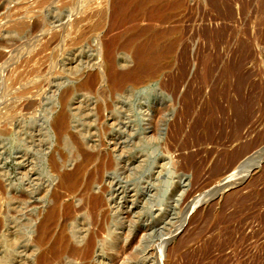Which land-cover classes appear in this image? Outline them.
<instances>
[{"label":"rangeland","instance_id":"obj_1","mask_svg":"<svg viewBox=\"0 0 264 264\" xmlns=\"http://www.w3.org/2000/svg\"><path fill=\"white\" fill-rule=\"evenodd\" d=\"M67 1L0 0L1 112L7 102L10 72L14 75L20 62L56 35L45 53L26 61L29 98L17 101L22 115L17 111L8 133L0 132V210H4L0 236L7 230V224L4 228L2 223L8 208L19 210L10 211L12 222L17 219L27 224L31 215L37 224L48 208L56 205L60 212L69 210L70 217L60 216L48 241L60 237L64 227L61 237L72 243L70 232H83L87 226L86 237L95 233L98 239H105L111 232L124 241L117 252H105L101 261L95 254L87 264H264V158L258 163L255 159L264 149V135L259 139L264 134V0H148L139 19L123 25L118 24L119 0H90L93 7L87 20L83 8L89 0H81L85 5L80 0ZM170 3L175 4L170 7ZM166 4L170 8H164ZM75 6L81 8L78 13ZM69 20L80 25L73 29ZM21 23L25 25L18 27ZM155 34L162 39L154 44L157 56L153 54L148 64L154 76L137 84L136 72L128 71L137 68L133 59L127 68L114 69L119 74L118 91L112 92L114 84L106 79L114 71L104 56L107 42L119 37L115 57L130 60ZM21 50L20 58L14 57L15 51ZM92 79H98L97 84L91 91L85 90L84 84ZM20 85L14 88L18 90ZM68 92L69 99L62 105L61 98ZM102 99L109 108L101 117L96 108ZM27 102L30 110L23 108ZM146 110L151 114L150 134H163L164 139L159 143L152 140L136 150V156L130 155L122 144L127 136L125 119L135 117L141 133L148 120L138 113ZM61 115L67 118L65 141L56 140L53 134ZM78 129L87 132L85 137L96 145L94 153L99 152L100 159L93 158L71 189L60 188L61 176L84 160L83 155H77L82 138L71 136ZM46 131L50 137L45 158L53 154L63 164L76 160L56 172L45 162L41 170L35 168L23 178L20 166L13 161L25 145L47 147ZM35 133L38 136L33 139ZM245 145L249 148L237 159ZM138 157L145 160L144 167L132 170L129 165ZM116 158L122 164L98 178L95 168L100 160H110L115 166ZM156 160L166 164L160 175L158 168L151 169ZM174 162L184 169L176 171ZM90 173H96L95 184L86 191L84 183ZM180 184L183 194L175 191ZM26 188L31 193L23 196ZM149 188L150 196L144 198ZM103 190L101 208L107 215L95 223L93 216L90 219L91 198ZM160 206L165 207L162 212ZM173 233L175 237L171 236L161 258L158 246ZM36 235L35 230L33 237ZM0 240V254L15 253V248L4 244L5 238Z\"/></svg>","mask_w":264,"mask_h":264},{"label":"bare ground","instance_id":"obj_2","mask_svg":"<svg viewBox=\"0 0 264 264\" xmlns=\"http://www.w3.org/2000/svg\"><path fill=\"white\" fill-rule=\"evenodd\" d=\"M80 1H77V2H80ZM108 1H106V2H108ZM119 1H120V14L121 15L119 17L120 23H118V22L117 23L123 25L124 23H128V22H131V21L139 19L138 18V15H139L138 13H140L142 11V9L145 7V2L148 1V0H125V1L124 0H119ZM181 1L182 0H178L177 3H180ZM66 2H68V1L66 0ZM75 2L76 1L74 0L73 3H75ZM82 2L83 1H81V4H82ZM63 4H64V2H63ZM174 4L175 3H173V4L170 3L169 6L172 7ZM69 5H71V4H69ZM79 6L80 5H78L77 7H79ZM169 6H168V4H166V5H164V8H168ZM92 7H93L92 1H90V0L87 1L86 5H85V8H83V9H85L84 10V13H85L84 17L82 15H80V16L78 15V16L79 17L82 16L85 19V17H87L89 15V13L91 12ZM155 7L156 6H154V9H155ZM73 9H74V7H73ZM78 9L79 8L76 9L77 13H78ZM148 9H149V7H148ZM71 10L72 9L70 8V11ZM79 10H81V8ZM160 10H162V9L160 8ZM164 10H166V9H164ZM154 12L155 11H153V13ZM71 13H72V11H71ZM149 13H147V14H149ZM145 14H146V11H145ZM149 15H151V14H149ZM69 16L71 17V15H69ZM72 16L74 17V15H72ZM145 16H147V15H145ZM163 16L164 15H162L161 17L163 18ZM83 18H81V19L79 18L80 21ZM150 18L151 19H156L155 16H152ZM76 19H78V18H76ZM87 19L88 18H86L85 20H87ZM108 20H109V18H108ZM162 20H164V18ZM69 21H67V22H69ZM72 21H74V20H71L70 21L71 23L70 24L67 23V24L70 25L71 27L73 25V29H74L75 27H77L78 24L75 21L74 22H72ZM24 25H25V23L17 24L18 27H22ZM78 29L80 30V28H78ZM63 30L65 31V33H67V29L66 28H63ZM55 36H56L55 34H52V36L49 37L50 39L44 41L41 44V46H39L40 48L38 47L39 49H37L36 51H34V53L31 54V57L29 59L23 60L22 63L20 62L19 65L17 66V68L14 71V75H11V72H10L9 85L7 86V100H6L7 104L5 103V105H3V106H5L4 107V112L3 111L1 112V110H0V132L1 133L5 132V130H7L6 132L8 133V131H9L8 127H10V125L13 124V122L16 119V114H18L19 110L22 109L21 108V109L18 110L20 105L17 104V101L18 100L20 101L21 99H25V96L29 93V85H28V81H27L28 80V78H27L28 75L26 74L27 72H25V70H24V65L26 64V61L34 59L33 57L35 55H38V54H41V53H45V51L47 49H49L50 42L55 38ZM150 39L152 40V42L150 41V43H149ZM150 39H148L146 41L145 45H141V46H143V47H141L142 50L137 52V54L133 55L132 56L133 58L130 59V60L126 59V58L119 59V58L115 57V55L117 53V50H118L117 47H118L119 37H115V38L111 39L110 41H108L107 42L108 43L107 47H105V50H104V56H106L107 61L110 63L111 70L113 71L117 67H119L121 69H125V68H127L130 65V63L133 62V59H135V61L137 63V68L135 67V68H132L131 70L130 69L128 70L130 72H134V71L136 72L135 73L136 76L134 77L135 82L137 84H144L146 80H148L151 77H153L154 73L151 72L150 70H148V68H149L148 64L151 63L153 54L155 56H157V53H153V52H155L154 49H155V47H157L155 45H158V44H156V42L160 43L162 38L155 34ZM22 52H23L22 50L17 52V53L15 51V55L14 54L13 55H14V57L17 55L20 58V55L22 54ZM165 55H166V53L162 54L161 55L162 58L165 57ZM44 56H45V54H44ZM50 57H51V59L52 58L55 59L54 56H50ZM50 57H49V59H50ZM35 60L37 61V59H35ZM54 63L55 62H53V66L55 67L56 65ZM20 69L22 70V72H20L21 71ZM105 76H106V74H105ZM117 76H119V74L117 72H115V70H114L112 75L110 77L108 76L106 78L107 81H110L112 84H114V87L112 88V92H114V93H116L118 91V83L116 82ZM32 77H30L31 78L30 81H32V79H33ZM7 80H8V78H7ZM40 80H43V79H40ZM97 80L98 79L89 80L88 82H86L84 84L83 87H86L85 90L91 91L93 89V87L97 84V82H98ZM40 83H41V81H40ZM16 84L17 85L21 84L20 87L18 88V90H16L17 88L16 89L14 88V87L17 86ZM34 84L36 85V81H35ZM34 84L32 83L31 85H34ZM39 85L41 86V84H37L38 87H40ZM121 85H120V87H121ZM31 87H33V86H31ZM38 87H37V90L39 89ZM42 87H43V85H42ZM14 89H15V91H13ZM33 89L35 90L36 88H33ZM53 93H55V91ZM56 93H57V91H56ZM4 95H5V93H4ZM28 96H29V94H28ZM28 96H26V97H28ZM33 96H35V95H33ZM69 96H70V92H68V93L64 94V96H62V98H61V104L62 105H65L67 103V101L69 99ZM103 96H104V94H102V98H103ZM28 98H27V100H28ZM31 101L33 102L32 99H31ZM34 103H35V101L33 102V104ZM23 106H24L23 108L29 109V103L27 105L23 104ZM108 108H109L108 105L105 104V99H102V103L97 106L96 111H97L98 115H100L102 117L108 111ZM32 109H33V107H32ZM29 110H26V111H29ZM17 111H18V113H17ZM20 115H22V113ZM26 115H28V114H26ZM138 115L141 116L142 118H145V121L148 120L147 128L143 129V131L141 133H139L140 130L135 125L136 124L135 117L134 118L133 117L132 118L131 117H127L125 119V123L128 126H126V125L124 126V133H127V136H126V138H124V140H123L124 142L122 143L123 144V149L127 148L128 149L127 150L128 154L130 153V155H132L134 153V156H136V150L140 149V147H142V146L148 145L152 140H154L157 143H159L161 140L164 139L163 134H160L158 136H152L150 134V130L149 129H150L151 123H149L150 122L149 120L151 118V114H150L149 110H146L145 112H140V113H138ZM255 124L256 123H253V125H255ZM6 125H7V129H6ZM53 129H54L53 130V134H54V137L56 138V140L63 139L62 141H65L66 138H67V131H68L67 130V118H66V116L61 115L59 120L55 123V126H54ZM18 130H19V128H18ZM86 133H84V131L78 129L75 134L71 135L72 138H76V137H81L82 138V144L80 145V149L78 150L77 155H83L84 156V160L82 161L81 164L79 163L78 165H76L75 168L71 172L65 173V174H63L61 176V180H60V184H59L60 188H64L65 189L68 186V189H71L73 187V182L76 181L78 176L83 174V171L93 163V158H95V157L99 158V152L94 153V150L97 148L96 145H93V143H89L88 142V140L85 137ZM16 134H17V132H16ZM46 134H47L46 137H47V140H48V143H47L48 146L47 147H45V148L41 147V149H40L39 147L35 148V145H32V146L25 145V149L23 150V152H19L18 153V157H15L13 162L20 166L19 167V171H20L21 176L23 178L29 177L30 172L34 171L35 168H38V169L41 170V168H43V165H44L45 162H46L47 166H49L54 172H56L59 167L61 168L64 165H66L68 167H71V165H73L74 161L76 160V159H70V160L67 161V163L69 162L68 164H63L64 162H62V161H61V163H58L57 159H55V156H53V154H50L48 158H45V155L48 152V148H49V137H50L48 132ZM135 134H137V136H135ZM262 135H264V134L259 135L260 136L259 139H261ZM37 136H38L37 133H35L33 135V139H35V137H37ZM31 138H32V136H31ZM263 139H264V137H263ZM41 140H42V137H41ZM233 141H236V139H234ZM248 148L249 147L247 145L243 146L241 148V150L237 153V156H236L237 159L241 158L242 156H244ZM21 150H22V148H21ZM29 150H31V152H30L31 154L28 152ZM262 150L263 151L261 153H258L255 156V159L257 160L256 163H258L259 161H261L264 158V149H262ZM103 160H100V162L101 161L102 162L99 163L98 166H96V168H95V171L98 174V178L99 177L101 178L102 174L106 173L111 168H113V167L116 168L117 166L122 164V161L120 160V158H116L117 164L115 166H114V163H112L110 160H107V161H103ZM185 163H187V162L185 161ZM144 164H145V160L144 161H142V160L139 161V157H138L137 159H135L134 162L130 163L129 168L132 167V170H137L138 171V170H140V169H142L144 167ZM165 165L166 164L163 162V160L162 161L161 160H159V161L156 160V161L153 162V166L151 167V169L155 170V169L158 168V174L160 175L163 172V169H164ZM125 167H126V165H125ZM174 167H176V171H178V170L182 171L181 168L183 167V169H184L185 166H182L179 169L177 162H174ZM96 173H94V174H96ZM94 174L90 173L89 176L86 178V181L84 183V188H85L86 191L89 190L90 188H92L91 186L95 184L94 177H93ZM179 176L181 177V174H179ZM0 177H1V171H0ZM96 181H98V180H96ZM226 182L228 183L229 181H226ZM230 182H231V180H230ZM232 182H233V180H232ZM234 182L236 184V181H234ZM238 182L239 181L237 180V183ZM223 184H225V183H223ZM229 184H226V185H229ZM235 184H233V185H235ZM220 186H223V185H220ZM8 187L9 186H7V189H9ZM69 187H71V188H69ZM226 188H228V186ZM219 189H220V187H219ZM224 189L225 188L223 187L220 190L223 191ZM180 190H182L181 194H183L185 192L184 186H182L181 184L177 185V187L175 188L176 192H180ZM24 191H25V194L23 196L28 195V194L31 193V189H29V188H26V190L24 189ZM1 192L2 191L0 190V193ZM101 192L103 194L99 193L97 196H93L91 198V206L93 208L91 207V211L89 210V212H92V213H90L91 214V218H90V216H89V218L92 219V216H93L95 223H97L98 219L103 218L105 216L106 212H107V211H105V208H101L102 204L104 203V196H103L104 195V190L101 191ZM150 193H151V190L149 188V190H147L145 192L144 198L145 197L146 198L149 197ZM1 195H3V193ZM105 196H106V194H105ZM198 203H199V200L196 201L192 205V208H194ZM160 208H161L160 212H162L164 210L162 208H165V207L164 206H160ZM17 209L18 208H8V210H7V219H6L5 216H3L5 218H4V223H2V224L4 225L3 226L4 228H6L5 226L7 224V230H5L3 233H1L0 237H1V239L5 238V240H3V242H4V244L7 245V248H15L16 250H15L14 254H10V253H6L7 255L6 254L5 255L0 254V264H53L54 262H61L63 264H76L77 261H81L84 264H87L89 262V260L94 258L95 254L98 255L97 257H100L99 260L101 261V257L106 256V255H104L105 252H109V253L117 252V247L119 246V244H121L120 243L121 240H122L121 237H119L118 235L113 237L111 232H110L111 235L108 234V236H107V237L110 238V240L106 239L107 237L105 239H98L97 235H95V233L94 234L92 233L91 235H87V237H86V234L89 231L88 230L89 229L88 226L84 229L83 232L82 231H80V232L71 231L70 232V236H71L70 238L73 240L72 243L69 242V238L68 237H65V236L61 237V236H63L61 234H64V232L66 231L64 227H63V230H62V232L60 234V237L56 238L52 242L48 241L49 240V236H50V234L52 232V229L54 228V226L56 227L57 220L59 218L63 217V216H65V218H69L70 217L69 210H68V212L67 211L60 212L59 208H57L56 205H55V206H53V208H48V210H47V212L45 214H44L43 210L40 211L41 213L43 212L42 214H44V215H43V217L41 219L38 217L40 220H39V222H37V224H35L36 220L35 219L33 220L31 218V215L29 217L30 219H27L28 223L26 221L27 224H24V222H22V220L21 221L18 220V222H17V219H16L15 223L12 222L14 218L10 216V214H11L10 211H15V212L19 211ZM134 209L138 210V208H134ZM148 209H150V208H148ZM20 210H21V208H20ZM23 210H25V209H23ZM3 212H4V210H3ZM3 212H1V210H0V214H2ZM40 212L38 211V213H40ZM16 213H18V212H16ZM13 214H15V213H12V216H13ZM18 215H20V213ZM37 216L36 217L32 216V217L37 219ZM1 219L2 218L0 217V221H1ZM18 219H20V218H18ZM6 220H7V223H6ZM2 222H3V220H2ZM182 223H184V221ZM0 227H2L1 224H0ZM24 227L28 228V231L24 232L23 231ZM181 227L182 226H180V228ZM33 229L36 230V234L37 235L35 237H33V231H35ZM113 233H114V231H113ZM173 235H175V234L174 233L170 234L169 236L166 237V239L163 242H161L159 244L158 253H159L161 258L164 257L166 248L169 246L170 242L172 241L173 238L171 236H173ZM173 237H175V236H173ZM50 240H52V238H50ZM107 240H109V241H107ZM1 243H2V241L0 240V247L2 246Z\"/></svg>","mask_w":264,"mask_h":264}]
</instances>
